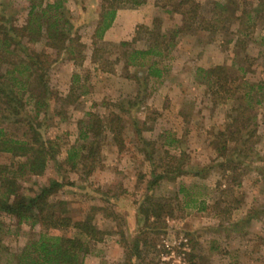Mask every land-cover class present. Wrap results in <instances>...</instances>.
Instances as JSON below:
<instances>
[{"label":"rangeland","instance_id":"374dc122","mask_svg":"<svg viewBox=\"0 0 264 264\" xmlns=\"http://www.w3.org/2000/svg\"><path fill=\"white\" fill-rule=\"evenodd\" d=\"M148 1L144 0L141 9L119 8L124 12L120 22L107 38L94 43L102 0H64L66 14L74 21L85 48L77 62L68 54L59 55L47 72L53 94L40 132L56 141L58 155L42 174L20 179V191L32 194L52 179L64 184L53 198L67 201L74 219L90 214L96 227L106 232L101 242L93 244L85 258L87 264H264V102L253 103L258 130L247 143L251 151L242 158L236 173L224 167L209 168L204 178L182 172L176 177L167 175L148 189L154 171L161 174L171 169L173 173L180 166L201 169L222 160L215 143L220 140V132H226L228 116L235 114L232 109L239 100L213 96L210 90L214 89L197 75V68L225 65L239 78L238 83L264 81L261 22L250 27L249 36H243L237 46L222 43L231 36L220 41L209 31L179 34L166 55L159 58L163 77L149 80L140 96L144 101L128 105L136 101L140 89L135 77L145 76L144 69L127 67L123 54L149 44L145 29L134 41L139 25L153 28L159 19L160 32L167 35L164 40L182 25L180 14L166 12L156 2L152 4L153 0L147 6ZM197 1L203 13L210 15L215 0ZM239 1L250 9L256 0ZM136 8L137 14L144 15L139 24L137 14L128 11ZM28 10L27 0H0V23L7 17L11 23L22 25ZM122 41L132 42V46L120 47ZM28 46L36 51L46 49L44 41ZM240 66L245 73L237 70ZM75 73L80 76L77 84H73ZM120 105L130 111L122 112ZM88 113L109 118L105 124H109L111 113L122 115L120 140H113L105 129L95 155L79 160L74 167L67 153L83 143L80 127L88 122ZM167 133L177 139L172 146L166 143ZM14 161L11 154L0 153V164ZM182 184L190 188L192 195L207 201L206 210L185 205L177 192ZM147 194L167 202L173 211L155 220L152 227L140 218L138 210ZM40 231L38 225H20L17 219L4 214L0 239L8 251H0V264H8V252H18ZM136 236L144 242L138 255L133 250Z\"/></svg>","mask_w":264,"mask_h":264},{"label":"trees","instance_id":"16d2710c","mask_svg":"<svg viewBox=\"0 0 264 264\" xmlns=\"http://www.w3.org/2000/svg\"><path fill=\"white\" fill-rule=\"evenodd\" d=\"M27 1L28 18L24 24L11 23L7 17L0 23V153H9L15 159L10 164H0V228L2 216L7 214L17 219L20 225H38L42 231L18 252H8L7 263L87 264L85 258L91 253L93 244L101 242L106 232L96 227L94 217L90 214L82 219H74L70 215L68 202L53 198L64 184L52 179L32 194L27 195L20 191L23 188L20 179L32 174H42L49 161L56 160L58 155L56 141L44 137L40 132V128L45 126L46 112L53 94L48 84L47 72L59 55L68 54L70 60L77 62L85 48L74 21L66 14L64 0ZM142 4L144 0H102L100 19L93 34L94 43L103 39L119 8ZM156 4L166 8V12L180 14L182 25L172 31L168 40H164L166 33L160 32L159 19L155 20L156 27L138 26L134 41L145 29L149 34V44L141 48L133 47L131 51L127 50L123 54L126 56V66L144 69L145 76L135 77L139 81L140 89L135 97L136 101H129L128 105L144 101L145 98L140 99V96L149 80L163 77L164 68L160 67L159 58L166 55L165 51H169L179 34L197 30L209 31L219 40L224 36H231L222 43L237 46L243 36H249L250 27H257L258 22H261L260 26L264 31V0H256L250 9L242 7L239 0H215L210 15L203 13L202 4L197 0H157ZM41 41H44V50L36 51L28 46V43ZM129 46H132V42L120 43V47ZM96 55L97 50L94 51V56ZM237 70L246 72L242 66ZM197 75L209 88L214 89L210 92L216 98L227 100L236 97L239 100L238 106L232 109L235 114L228 116L226 132H220V140L215 143L222 160L201 169H184L180 166L175 167L173 173H170L171 169L161 174L154 171L148 189H152L165 176L171 174L176 177L185 172L204 178L212 167H224L227 170L232 168L236 173L237 168L243 164L242 158L249 156L251 148H248L247 143L256 136L258 130L257 117L252 114L253 103L261 105L264 102V81L241 80L238 83L239 78L234 77L225 65L219 64L210 68L198 67ZM73 80V84H77L80 76L75 73ZM71 92L73 94V88ZM120 108L122 112L130 111L123 105ZM88 116V122L80 127L79 139L83 143L67 153V160L74 167L80 161L95 155V149L98 148L99 139L105 129L112 135L113 140H120L119 124L122 122V115L111 113L109 124H105L109 118L92 113H88ZM165 139L170 146L177 140L169 133ZM85 142L89 144L86 145L87 148L82 146ZM177 192L182 194L185 205L200 211L207 209V201L192 195L190 188L185 185H180ZM138 210L140 218L148 223V227H152L155 220L161 219L165 214H173L167 202L157 200L149 194L140 203ZM142 243L144 242H141L140 237L134 238V255L141 253ZM3 248L5 247L0 239V251ZM5 250L8 251V248Z\"/></svg>","mask_w":264,"mask_h":264},{"label":"crops","instance_id":"0c3cea01","mask_svg":"<svg viewBox=\"0 0 264 264\" xmlns=\"http://www.w3.org/2000/svg\"><path fill=\"white\" fill-rule=\"evenodd\" d=\"M155 2H156V1L153 0V1H152V4H154ZM145 4H147V3H145ZM142 5H143V4H142ZM149 5H151V4H150V0L148 1L147 6H149ZM142 7H143V6H140V7H138V9H139V8L141 9ZM128 11L137 14V8H136V9H130V10H128ZM120 14H124V12H122V10H118L117 15H116V18H115V20H114L112 26H111V27L107 30V32L105 33L104 38H107L108 33L112 32V31L114 30V28L116 27V25L118 24V22H120V16H121ZM137 16H138V18H137V20H136V24H139L140 22L143 21V16H144V15H143V12H140L139 14H137ZM123 40H124V38H123Z\"/></svg>","mask_w":264,"mask_h":264}]
</instances>
